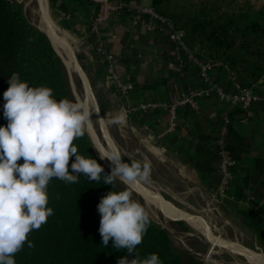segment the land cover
Instances as JSON below:
<instances>
[{
    "label": "crops",
    "instance_id": "crops-1",
    "mask_svg": "<svg viewBox=\"0 0 264 264\" xmlns=\"http://www.w3.org/2000/svg\"><path fill=\"white\" fill-rule=\"evenodd\" d=\"M34 1V24L48 35L70 75H78L85 93L79 70L86 76L92 93L89 76L107 100L127 111L131 128L144 130L168 158L205 188L217 190L221 182L217 143L229 118L225 139L236 163L228 197L254 209L264 203L263 98L244 109L240 104L221 100L212 91L198 98V108L181 105L174 114L169 109L175 97L190 90H209L215 83L228 93H237L240 84L224 62L212 61L196 51L181 50L171 37V28L149 14L136 20V7L150 6L151 0H111L123 6L101 24V41L88 28L97 9L90 0ZM54 27L59 32H54ZM208 62L211 68L206 80L201 75V63ZM124 84L133 85L125 94L121 88ZM148 102L158 106L142 110L140 106ZM135 185L148 205L156 208L145 188ZM159 196L162 198L160 192ZM156 200L163 202L164 198Z\"/></svg>",
    "mask_w": 264,
    "mask_h": 264
},
{
    "label": "trees",
    "instance_id": "trees-1",
    "mask_svg": "<svg viewBox=\"0 0 264 264\" xmlns=\"http://www.w3.org/2000/svg\"><path fill=\"white\" fill-rule=\"evenodd\" d=\"M151 6L168 18L172 29L183 32L187 48L208 59L224 62L239 84L264 95V1L255 7L250 0H151ZM18 73L29 87L53 89V98L74 102L68 71L48 35L26 16L18 0H0V126H6L4 92L9 77ZM101 110L105 109L100 101ZM79 154L93 157L110 173L86 131L73 142ZM74 157L70 158L69 171ZM18 163H23L19 160ZM126 188L90 181L83 174L77 183L52 178L47 186L48 207L53 215L38 230L28 234L34 247L25 242L15 254L16 264H117L135 257L117 250L109 241L102 245L99 233L101 197ZM135 200V196L132 195ZM253 235L264 247V204L240 209ZM140 260L158 254L162 264H206L190 253L178 251L168 230L150 217V226L136 248Z\"/></svg>",
    "mask_w": 264,
    "mask_h": 264
},
{
    "label": "clouds",
    "instance_id": "clouds-1",
    "mask_svg": "<svg viewBox=\"0 0 264 264\" xmlns=\"http://www.w3.org/2000/svg\"><path fill=\"white\" fill-rule=\"evenodd\" d=\"M4 92V117L8 123L0 126V264H16L15 254L34 244L28 234L38 230L53 215L48 207L47 186L52 178L65 183H77L81 174L90 181L115 187L116 181L131 186L151 183V163L147 160L124 162L120 150L113 146L104 151L97 147L101 160L110 163V173L91 156L78 152L74 140L85 135L92 127V116L100 118L99 109H93L82 100L70 101L53 98V89L29 87L18 73L8 80ZM128 113L120 112L107 119L109 125L126 126ZM74 157L69 171L70 158ZM23 163H18L19 160ZM100 213L99 233L102 245L109 241L117 250L128 254L117 264H162L158 254L143 260L136 248L142 243L150 226L145 208L132 199V192L110 191L101 197L97 206Z\"/></svg>",
    "mask_w": 264,
    "mask_h": 264
},
{
    "label": "rangeland",
    "instance_id": "rangeland-1",
    "mask_svg": "<svg viewBox=\"0 0 264 264\" xmlns=\"http://www.w3.org/2000/svg\"><path fill=\"white\" fill-rule=\"evenodd\" d=\"M18 1L22 3L27 18L34 24L35 1ZM263 1L250 0L255 7ZM76 54L80 64L85 69L84 61L77 52ZM69 78L74 101L79 99L86 102L85 90L78 75L73 74L71 76L69 74ZM89 79L93 89L92 95L95 103L97 102L96 106L98 104L100 114L106 121L111 138L124 155L122 160L129 163L132 161H149L151 163V183L146 184L152 188H157L164 201L155 200L154 206L157 210L150 209L147 205V199H143L133 188V190L131 189L133 186L140 192L136 185H131L129 188L127 185L121 184L132 192L136 202L145 208L149 217L168 230L175 248L183 255L190 253L206 264H249L241 255L213 248L212 243L207 239H220L221 248L240 245L246 251L264 256V247L255 239L248 221L240 213L241 208L248 206L221 195L219 189L205 188L199 180L183 172L182 168L168 158L154 140L146 135L144 130L138 127L133 129L128 122L123 127L109 125L107 119L117 115L122 108L115 107L113 103L107 100L105 95L96 88L93 78L89 76ZM100 101L105 106L104 110L100 108ZM92 119L91 128L95 129L103 144L111 147L100 131V120L98 121L95 114H93ZM159 210H164L170 217L165 218ZM173 216L181 217L184 221L175 220L176 217Z\"/></svg>",
    "mask_w": 264,
    "mask_h": 264
},
{
    "label": "built area",
    "instance_id": "built-area-1",
    "mask_svg": "<svg viewBox=\"0 0 264 264\" xmlns=\"http://www.w3.org/2000/svg\"><path fill=\"white\" fill-rule=\"evenodd\" d=\"M90 1L96 5L97 9L95 14L90 19L88 28L90 33L93 36H95L97 40L101 41L100 40L101 24L106 22L114 12L121 10L123 4L122 3L116 4L111 0H90ZM148 14L151 15L155 20H159L161 23L170 27L172 30L171 37L178 44V47L181 50L191 53V50L187 48L183 40V32L181 30L172 29V23L168 18L158 14L151 5L145 6L143 4H139L136 7V20L142 19L143 16ZM149 26H153V23L149 22ZM210 68H211V62L201 63V75L206 80H209ZM132 87H133L132 84L121 85L122 93L124 94L127 93V91ZM212 91L217 92L221 100L227 101L231 105L240 104L244 109H248L252 105L253 101L258 100L260 98L264 99V95L263 96L259 95L256 92H254L252 89L245 88L241 85H239V91L237 93L232 94L226 92L219 84L215 83L211 85V88L209 90H190L187 93L183 94L181 97H175L172 103L170 104L169 109L172 112V114H174L176 112V108L181 105H189L193 108H198L199 107L198 98L204 95H209L210 92ZM155 106H158V104L153 102H148L142 104L140 108L142 110H147L149 107H155ZM229 123H230V119L227 118L224 125L221 128V136L218 139V143H217L218 153L220 156L219 168L221 173V182L218 186V189L220 194L226 197H228L229 190L235 179V175L233 173L232 167L236 163V160L234 159V157L232 156L231 152L228 149L227 142L225 139V136L228 132ZM240 203H245V202L240 201Z\"/></svg>",
    "mask_w": 264,
    "mask_h": 264
},
{
    "label": "bare ground",
    "instance_id": "bare-ground-1",
    "mask_svg": "<svg viewBox=\"0 0 264 264\" xmlns=\"http://www.w3.org/2000/svg\"><path fill=\"white\" fill-rule=\"evenodd\" d=\"M55 28V27H54ZM54 32L58 31L57 28L55 29H52ZM53 32V34H54ZM59 32V31H58ZM57 36V34H55ZM75 60V59H74ZM67 63V62H66ZM76 64V63H75ZM76 66V65H75ZM84 82H85V85H86V95H85V99H86V102L90 104V106L93 107V109H98L97 106H96V103H95V99L93 97V93H91V89L89 87V84H88V81L86 79V76L83 74V72H81L79 70ZM100 118H98V121L101 120L102 122V127H103V130H104V133H105V136H106V142H108V144L111 145V147L115 146L118 148V146L116 145V143L113 141V139L111 138L109 132H108V128H107V125H106V121L104 119V117L100 114ZM89 130V133L91 134L93 140H94V146L101 149V150H104V151H107V150H110L111 147H108L106 144H103L100 140V138L98 137V135L96 134L95 132V129L94 128H90L88 129ZM104 142V141H103ZM119 149V148H118ZM96 150V149H95ZM96 152L98 153V151L96 150ZM99 154V153H98ZM111 169V167H110ZM141 185V187L145 188L144 191H146V194L149 196V198L151 199V201L153 200H156V198H160L162 200V198L159 196V190L157 188H152L150 187L148 184L146 183H138ZM137 186V185H136ZM131 187V186H130ZM138 187V186H137ZM132 188L139 192L137 190L136 187H133ZM147 204V202H145ZM148 205V204H147ZM148 207L150 209H153V210H157L156 208H153L151 205H148ZM163 215L165 216V218L168 219L169 215L163 210H160ZM180 219V218H179ZM182 219V218H181ZM209 240L211 243H212V246L213 248H218V249H221V250H224V251H227V252H230V253H233V254H238V255H241L243 256V258L246 260L247 263L249 264H264V256L262 255H259V254H256V253H253V252H249V251H246L242 248V246L240 245H237V247H223L221 248V245L219 240H210V239H207ZM220 264V263H219Z\"/></svg>",
    "mask_w": 264,
    "mask_h": 264
},
{
    "label": "water",
    "instance_id": "water-1",
    "mask_svg": "<svg viewBox=\"0 0 264 264\" xmlns=\"http://www.w3.org/2000/svg\"><path fill=\"white\" fill-rule=\"evenodd\" d=\"M52 43V42H51ZM53 45V44H52ZM54 47V46H53ZM56 50V49H55ZM57 52V51H56ZM58 53V52H57ZM59 54V53H58ZM59 56H60V54H59ZM61 57V56H60ZM62 58V57H61ZM63 60V59H62ZM64 63V62H63ZM66 67V66H65ZM67 71H68V73L70 74V72H69V69L67 68ZM86 94V93H85ZM98 109H99V107H98ZM88 131V133H89V130H87ZM100 131H101V133H102V135H103V138H105L106 139V136H105V133H104V130H103V127H102V122H101V120H100ZM89 135H90V137H91V139H92V141H93V143H94V140H93V138H92V136H91V134L89 133ZM99 155V154H98ZM103 162L105 163V165L107 166V168L111 171V169H110V163H109V161H107V159L105 158V159H103ZM128 186V185H127ZM129 188H130V186H128ZM131 189H132V187H131ZM133 190V189H132ZM135 191V190H134ZM136 193H138L143 199H145L146 200V197L144 196V194H142V193H140V192H137V191H135Z\"/></svg>",
    "mask_w": 264,
    "mask_h": 264
}]
</instances>
